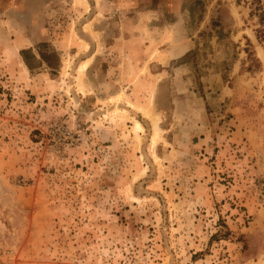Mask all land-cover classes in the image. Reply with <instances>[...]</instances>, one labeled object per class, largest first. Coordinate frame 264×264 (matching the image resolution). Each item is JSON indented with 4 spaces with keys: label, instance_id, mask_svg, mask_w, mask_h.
Returning <instances> with one entry per match:
<instances>
[{
    "label": "rangeland",
    "instance_id": "374dc122",
    "mask_svg": "<svg viewBox=\"0 0 264 264\" xmlns=\"http://www.w3.org/2000/svg\"><path fill=\"white\" fill-rule=\"evenodd\" d=\"M248 14L0 0V264H264V43Z\"/></svg>",
    "mask_w": 264,
    "mask_h": 264
},
{
    "label": "trees",
    "instance_id": "16d2710c",
    "mask_svg": "<svg viewBox=\"0 0 264 264\" xmlns=\"http://www.w3.org/2000/svg\"><path fill=\"white\" fill-rule=\"evenodd\" d=\"M244 2L248 5L249 9V18L255 20L256 29L255 36L260 43H264V0H237V3ZM27 52H21V56L23 58V62L29 70H32L28 60H27ZM41 61H45L44 57L40 54ZM251 65L249 66V70L259 68V63L257 60L251 59Z\"/></svg>",
    "mask_w": 264,
    "mask_h": 264
}]
</instances>
